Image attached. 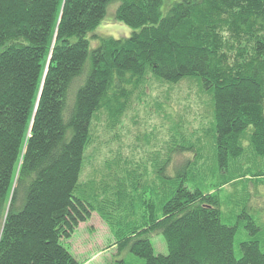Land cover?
I'll list each match as a JSON object with an SVG mask.
<instances>
[{"label": "trees", "instance_id": "1", "mask_svg": "<svg viewBox=\"0 0 264 264\" xmlns=\"http://www.w3.org/2000/svg\"><path fill=\"white\" fill-rule=\"evenodd\" d=\"M109 1L0 0V264H80L61 239L93 212L145 264H264L244 180L264 181V0H174L164 15L163 0H118L116 20L134 30L118 39L93 34ZM222 33L241 43L231 58ZM150 78L197 81L211 133L179 129L148 184L140 161L113 150L83 187L94 116L116 127ZM225 185L234 224L222 220ZM241 218L252 238L236 253ZM158 233L167 254L153 252Z\"/></svg>", "mask_w": 264, "mask_h": 264}, {"label": "rangeland", "instance_id": "2", "mask_svg": "<svg viewBox=\"0 0 264 264\" xmlns=\"http://www.w3.org/2000/svg\"><path fill=\"white\" fill-rule=\"evenodd\" d=\"M174 0H163L161 11L164 15ZM119 4L118 0H110L106 4L105 14L100 25L93 34L100 37H113L115 39L129 37L134 31L124 23L116 20L115 12ZM218 28H222L227 20H219ZM252 37L259 34L252 33ZM226 35L222 33L224 40ZM226 41V58L234 56V52L240 48L241 43L230 44ZM95 39L90 37V51L97 45ZM131 100L130 106L120 118L114 128H109L103 113L95 115L92 122V137L94 143L85 150L84 164L80 174L79 183L86 188L90 180H98L103 171V163L111 155L113 150H119L124 158L133 163L140 161L142 170L149 173L145 177L148 184L151 178V159L158 157L157 149H163L170 144L179 129L189 134L193 139L201 138L202 133H211L208 129L210 121L209 102L210 93L199 87L197 81L183 79L176 84H164L150 78ZM179 156L184 157L183 154ZM177 156L176 158H179ZM175 160V157H174ZM178 160V159H177ZM145 164V165H144ZM251 180L249 188L255 199L252 200L250 210H254V219L259 225L260 231L256 234L262 249H264V181L248 176L244 180ZM254 180L256 182H254ZM259 181V182H257ZM212 183L209 190L213 192L218 187ZM229 186L219 188L221 199L222 220L228 224L235 223L234 215L240 210H234L228 199ZM144 197L151 194V198L157 201V193L146 186ZM231 197V196H230ZM249 202L246 203L248 209ZM241 218L234 239V248L239 252V243L252 238L248 234ZM150 242L154 254H167V247L161 234H150ZM62 245L76 258L80 264H145L144 259L135 255L130 248L118 249L116 237L110 232L102 218L95 212L84 222H80L68 238L61 239Z\"/></svg>", "mask_w": 264, "mask_h": 264}]
</instances>
